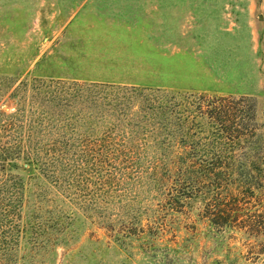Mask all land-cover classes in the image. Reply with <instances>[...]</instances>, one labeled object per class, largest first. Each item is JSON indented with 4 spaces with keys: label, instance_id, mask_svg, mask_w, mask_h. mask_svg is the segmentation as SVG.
I'll return each instance as SVG.
<instances>
[{
    "label": "rangeland",
    "instance_id": "1",
    "mask_svg": "<svg viewBox=\"0 0 264 264\" xmlns=\"http://www.w3.org/2000/svg\"><path fill=\"white\" fill-rule=\"evenodd\" d=\"M173 6L188 23L175 38L161 26ZM173 53L206 72L158 75ZM198 94L250 96L264 124V0H0V128L18 113L16 128L58 145L59 174L8 158L2 172L23 182L24 205L6 223L0 212V263L264 264V233L217 228L198 197L165 232L153 224L165 190L149 162L164 132L176 128L173 144L194 143L198 156L211 145ZM5 127L0 144H12ZM122 139L136 152H117Z\"/></svg>",
    "mask_w": 264,
    "mask_h": 264
},
{
    "label": "trees",
    "instance_id": "2",
    "mask_svg": "<svg viewBox=\"0 0 264 264\" xmlns=\"http://www.w3.org/2000/svg\"><path fill=\"white\" fill-rule=\"evenodd\" d=\"M194 104L197 114L204 115L210 124L205 136L211 145L205 148V157L198 156L194 143L173 144L171 137L176 128L164 132L160 143L163 156L149 162L151 173L160 174L159 186L165 190L159 207L161 214L153 220L155 229L168 230L170 215L191 197H198L201 202L198 214L217 228H239L254 235L264 233V124L256 120L254 99L245 95L198 94ZM188 118L186 114L184 120ZM3 120L1 128H14L9 133L15 136L12 144H0V212L7 218L2 220L6 223L12 220L16 209L23 207L22 188L25 189L17 175L2 172L9 164V157L26 155L42 173L54 175L56 179L59 174L55 172L53 157L58 145L40 144L38 131L30 127L16 128V121H20L18 113L7 114ZM161 124L160 119V127L165 126ZM108 137L111 138L110 132L100 138L104 141ZM113 143L121 145L116 148L117 152L126 146L136 152L134 142L122 139L120 143ZM103 146L101 150L106 155L118 158ZM144 230L141 227L139 232ZM4 248L7 249L6 245L0 244V254Z\"/></svg>",
    "mask_w": 264,
    "mask_h": 264
},
{
    "label": "crops",
    "instance_id": "3",
    "mask_svg": "<svg viewBox=\"0 0 264 264\" xmlns=\"http://www.w3.org/2000/svg\"><path fill=\"white\" fill-rule=\"evenodd\" d=\"M182 10L181 8L171 7L169 12L172 14L171 17H169L166 21H162L161 26L163 28H169L170 32H172V37L175 38V36L178 35L181 28L186 27L188 25L187 22L180 21V19L176 18L175 13ZM159 25V24H158ZM160 27V25H159ZM173 38V39H174ZM184 38V37H183ZM172 54V56L164 61L163 63L158 62L157 64V72L158 75L160 74H167V75H179L178 72L183 73L185 75H191L196 76L199 74H203L206 72V66L203 64H192L188 61V56L182 54L180 56V60H176V56ZM167 85H170L169 83ZM199 88V87H196ZM200 88H204L203 86H200Z\"/></svg>",
    "mask_w": 264,
    "mask_h": 264
}]
</instances>
